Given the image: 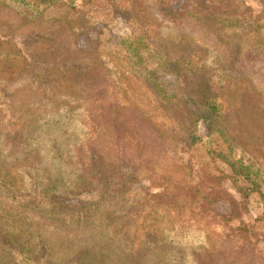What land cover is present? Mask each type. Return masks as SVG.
<instances>
[{"label":"trees","instance_id":"1","mask_svg":"<svg viewBox=\"0 0 264 264\" xmlns=\"http://www.w3.org/2000/svg\"><path fill=\"white\" fill-rule=\"evenodd\" d=\"M3 1L33 16L58 1L74 36L121 16L130 28L121 43L124 54L106 57L100 66L157 136L163 157L149 168L108 155L115 164L109 168L102 152H84L73 168L62 145L42 150L53 139L37 133L42 124L49 135L66 131L69 118L81 111L87 102L77 90L82 69L57 71L75 87L21 127L10 87L0 82V264H141V249L152 264H189L180 249L188 241L179 231L196 218L217 221L234 239L264 242V219L244 220L250 196L264 200V89L245 70L264 60V0ZM5 46L25 57L26 71L43 90L52 88V66L41 61L37 67L12 41ZM164 75L174 79L173 90ZM222 202L228 213L216 211ZM190 264L206 263L192 258Z\"/></svg>","mask_w":264,"mask_h":264},{"label":"rangeland","instance_id":"2","mask_svg":"<svg viewBox=\"0 0 264 264\" xmlns=\"http://www.w3.org/2000/svg\"><path fill=\"white\" fill-rule=\"evenodd\" d=\"M4 3L0 0V35L3 39L22 48L37 67H41V61H45L47 67L52 66L56 72L52 77V88L49 91L43 90L37 83L38 77L31 78L26 71L25 57L9 51L5 41H0V82L10 87L7 96L18 126L38 121L48 112L53 102L63 98L75 87L73 83L61 81L57 71L79 68L85 76L77 90L86 95L87 102L76 117L69 118L66 131H55L53 136L48 134V127L43 124L38 128L37 136L53 139L52 143L45 141L42 150H49L54 143H59L63 146V152L69 156L73 168L80 167L78 159L84 152L97 151L102 152L104 165L109 168H113L115 164L109 162L108 155L113 160L121 159L126 164L149 168L162 162L163 148L159 139L140 120L137 110L126 105L122 93H117L107 71L100 66L102 59H117L124 54L121 43L130 34L128 23L118 15L111 24L96 25L74 36L64 26L66 9L58 1L55 4H43L40 16H33L28 9L18 11ZM148 3L151 6L156 4L155 1ZM186 28L191 29L192 26ZM245 70L264 89V60L245 66ZM35 71L37 74L43 70ZM89 74L92 78L88 77ZM164 77L173 90L174 79L168 75ZM108 126L113 127L112 131ZM198 131L201 136L207 134L203 121H199ZM46 155L48 161L52 162V155ZM218 164L229 171L220 162ZM261 169L264 171V165ZM246 183L242 181V185H247ZM226 188L236 198H240L231 183ZM136 192L139 198L142 197L139 187ZM261 192L264 194V178ZM215 209L218 213H228L230 210L229 205L224 202L218 203ZM257 218L264 219V200L260 194L254 193L249 198L244 220L246 223H254ZM181 225L179 233L184 238L183 241L188 243L182 244L180 249L185 248L189 264L192 258L206 264H264V242L251 244L234 239L228 229L211 219L196 218ZM140 241L141 239L138 240ZM137 254L144 257L141 264H152L149 254L143 249Z\"/></svg>","mask_w":264,"mask_h":264}]
</instances>
